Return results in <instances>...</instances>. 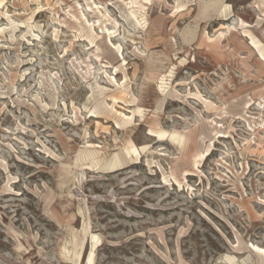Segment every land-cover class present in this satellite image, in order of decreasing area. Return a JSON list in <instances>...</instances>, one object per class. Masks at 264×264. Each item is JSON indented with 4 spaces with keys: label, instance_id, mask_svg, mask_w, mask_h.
<instances>
[{
    "label": "rangeland",
    "instance_id": "obj_1",
    "mask_svg": "<svg viewBox=\"0 0 264 264\" xmlns=\"http://www.w3.org/2000/svg\"><path fill=\"white\" fill-rule=\"evenodd\" d=\"M207 1L0 0V264H264V0Z\"/></svg>",
    "mask_w": 264,
    "mask_h": 264
},
{
    "label": "bare ground",
    "instance_id": "obj_2",
    "mask_svg": "<svg viewBox=\"0 0 264 264\" xmlns=\"http://www.w3.org/2000/svg\"><path fill=\"white\" fill-rule=\"evenodd\" d=\"M225 1L226 0H212V1H209V2L207 1V3L205 4L204 8L206 10H208L211 7V8H214L216 11L219 12L224 7L225 8L227 7V5L224 4ZM155 133H157L158 134V137L161 138V139H164V137L166 136V134L165 133H162V132H155ZM131 155L140 156V153H138V151L135 148L134 144L132 142H129L128 146L120 154V156L116 157L115 160L112 162V164L110 165V168L112 167V168L119 169L120 167H125L126 164H127V162H128V158ZM90 240H91V238H90ZM92 241L94 242V245H93V251H94L97 248V246H98V244H99L100 241H99V238L97 236H95V235L92 236ZM91 255L92 256L90 257L88 264H94V260H93L94 252H92ZM225 260H226L225 262H227V263H229V261H230V263H232L233 261H235L234 258L233 257H230V256L229 257H226Z\"/></svg>",
    "mask_w": 264,
    "mask_h": 264
}]
</instances>
